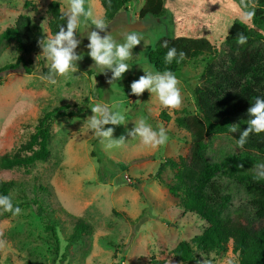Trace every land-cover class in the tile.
<instances>
[{"label": "rangeland", "instance_id": "1", "mask_svg": "<svg viewBox=\"0 0 264 264\" xmlns=\"http://www.w3.org/2000/svg\"><path fill=\"white\" fill-rule=\"evenodd\" d=\"M51 1L0 0V33L14 25L20 14H27L37 34L51 37L47 14ZM58 1L65 12L67 0ZM143 3L144 0H127L125 9L105 21L100 0H85L86 10L90 8L94 18L104 21L106 31L118 43L124 42L123 34L128 31L135 30L142 36L141 43L132 49V58L126 61L130 69L112 84L108 83L111 71L100 73L88 55L87 34L96 30L91 21L78 29L81 43L76 52L82 59L77 62V72L56 77V84L48 83L42 77L48 74L44 69L49 72L50 62L40 49L30 54L32 73L11 72L0 81V156L25 145L46 111L68 102L87 101V107L74 116L53 117L47 160L28 167L0 168L1 180L20 183L11 195L13 201L23 202L18 216L0 209V239L6 241V246L0 248V264H195L176 261L172 251L181 241L205 233L208 224L194 212H186L181 198L150 175L167 158L178 160L179 156L189 155L191 134L177 124L176 117L185 114L184 108L190 115L197 112L193 88L200 83L208 55L188 60L176 76L182 95L179 109L162 107L156 95L147 90L139 97L132 95L131 83L144 71H154L148 54L164 36L209 39L220 49V63H229L225 36L236 20L252 25V19L243 18L252 2L245 0L249 5L245 9L240 0H165L163 16L141 18L139 10ZM18 54L14 42L0 49V66L16 61ZM97 103L107 104L125 116V124L105 125V129L114 128V139L125 136L124 146L108 150L89 130L91 107ZM163 110L170 113V121L160 117ZM141 119L153 128L163 127L169 137L167 144L147 147L138 137L128 136L127 132ZM248 119L249 115L237 118L238 130L247 128ZM208 141L207 155L211 160H237L244 150L237 147L233 132L209 136ZM174 172L167 166L163 175L170 180ZM101 173L106 175L103 181L99 180ZM223 177L232 195L228 211L248 209L251 195ZM41 184L48 185L51 193L36 191ZM35 198L40 203L43 200L44 206L55 210V216L61 219L54 223L59 238L56 256L52 236ZM78 218L87 220L93 229L71 243ZM200 256L202 262L209 264H239V256L231 245L226 250Z\"/></svg>", "mask_w": 264, "mask_h": 264}, {"label": "trees", "instance_id": "2", "mask_svg": "<svg viewBox=\"0 0 264 264\" xmlns=\"http://www.w3.org/2000/svg\"><path fill=\"white\" fill-rule=\"evenodd\" d=\"M126 1L100 0L104 8V20H112L125 9ZM250 1V10L255 11L252 25L236 20L225 36L229 63H220V49L214 42L203 37L164 36L148 54V61L154 71L170 70L176 76L188 60L208 55L207 65L200 75V83L193 88L197 112L190 115L187 114L188 109L184 108L182 111L185 114L176 117L177 124L191 134L189 155L179 156L178 160L167 158L160 164L158 171L150 175L166 185L173 195L181 198L186 212H194L208 224L205 233L183 240L173 249L172 253L178 262L203 264L200 254L207 256L215 250H226L231 245L232 251L239 256V264H264V180L254 179L252 169L261 160L264 161V133L250 134L243 153L237 160L231 157L215 161L207 155L209 136L231 132L237 118L248 115L247 109L255 98L264 97V0ZM165 13V0H144L139 10L141 18L147 15L159 17ZM47 14L48 29L54 36L66 24L61 2L52 0ZM239 33L247 36L246 44L237 43ZM40 39L43 38L34 31L32 18L27 14H20L14 25L0 33L1 50L11 42L19 50L16 61L0 66V81L11 72L32 73L33 62L30 54L41 49L38 45ZM165 42L168 47L163 46ZM172 47L178 53L183 51L186 56L179 63L173 60L171 64H165L164 58ZM44 72L48 73L46 69ZM85 101L64 103L46 111L25 145L14 153L0 156V168L28 167L47 160L50 156L49 140L53 117L74 116L87 107ZM160 117L166 121L172 118L166 110L161 111ZM243 130L234 133L237 139ZM94 152L92 151V155L102 161ZM167 166L175 170L170 180L163 175ZM223 176L251 195L248 209L239 208L233 213L228 211L232 195ZM104 178L105 173H101L99 180L103 181ZM19 185L16 180L0 179V196L12 198V191ZM36 191L42 194L51 193L45 184L37 185ZM35 201L39 204L38 210L45 221L46 229L52 236L53 253L56 256L59 238L54 223L61 219L55 216V210L49 211L44 206L43 200L40 203L35 198ZM12 203L14 208L23 205V202L17 203L13 200ZM73 228L71 243L84 233H90L93 226L84 218H78ZM156 264L165 263L157 261Z\"/></svg>", "mask_w": 264, "mask_h": 264}, {"label": "clouds", "instance_id": "3", "mask_svg": "<svg viewBox=\"0 0 264 264\" xmlns=\"http://www.w3.org/2000/svg\"><path fill=\"white\" fill-rule=\"evenodd\" d=\"M68 7L64 12L66 24L62 25L59 31L51 37H46L38 41L42 54L50 62L49 72L42 79L50 84H56L58 76H66L75 73L78 70L77 62L82 59L78 55L76 49L81 43L77 38L78 29L87 26L88 22L94 25L96 30L89 31L87 39L89 43L88 55L94 61V65L101 72L106 73L110 70L111 78L109 84L122 78L130 67L126 61L132 58V49L139 45L142 36L139 32L132 30L123 34L124 42L118 43L114 37L107 32V26L102 19L94 18L93 12L89 8H85V0H67ZM241 5L245 9L249 5L245 0H240ZM255 15V11L247 10L243 12L245 20H251ZM66 25V26H65ZM104 32L105 35H101ZM247 36L243 33L237 35V43L244 45L247 43ZM164 47H168L167 42ZM186 56L183 51L177 52L175 47L169 48L164 58L165 64H171L173 60L177 63L181 62ZM138 80L131 83V94L137 97L141 96L146 90L155 94L162 107L167 109H179L182 105V95L180 90V81L176 75L170 70L164 71H144ZM93 115L88 119V128L94 135L101 140L105 148L111 150L124 146L126 139L121 135L118 139L113 138L114 128L105 125H122L125 124V116L119 111H114L107 104L97 103L91 107ZM250 119L247 120V128L240 132L237 139V147L243 148L250 134L264 133V97H256L251 106L247 109ZM231 132L238 131L237 125H232ZM130 137H138L140 143L147 147L159 148L167 144L169 137L163 127L153 128L145 119H141L135 127L127 132ZM254 179L264 180V163H259L254 169ZM0 209L5 212H11L13 216L21 214L20 207H13L12 198L10 196H0ZM6 246V241L0 239V248ZM203 264H209L204 261ZM231 264V261H229Z\"/></svg>", "mask_w": 264, "mask_h": 264}]
</instances>
